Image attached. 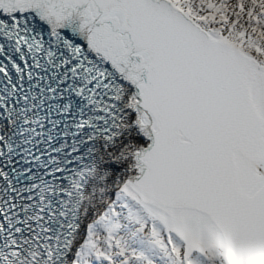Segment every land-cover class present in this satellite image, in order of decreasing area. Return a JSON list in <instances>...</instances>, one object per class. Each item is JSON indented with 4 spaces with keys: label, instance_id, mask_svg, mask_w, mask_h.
Instances as JSON below:
<instances>
[{
    "label": "snow or ice",
    "instance_id": "1",
    "mask_svg": "<svg viewBox=\"0 0 264 264\" xmlns=\"http://www.w3.org/2000/svg\"><path fill=\"white\" fill-rule=\"evenodd\" d=\"M0 264H264V0H0Z\"/></svg>",
    "mask_w": 264,
    "mask_h": 264
}]
</instances>
